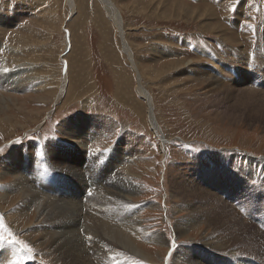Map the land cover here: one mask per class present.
<instances>
[{"label":"rangeland","instance_id":"1","mask_svg":"<svg viewBox=\"0 0 264 264\" xmlns=\"http://www.w3.org/2000/svg\"><path fill=\"white\" fill-rule=\"evenodd\" d=\"M77 1L81 4L83 10L79 7V9H76V13H73L68 0H0V22L6 21L5 24L7 23L10 34L12 32L27 31L26 27L31 28L29 21H38L44 23L42 26H46L41 31L37 30L36 27L37 35L34 37L45 47L39 44L36 47L28 41L29 49H16L17 51H15L12 49L13 44L14 46L16 44L13 37L8 35L3 39L0 38V69L2 66L11 81L16 79L22 87L20 90H16L17 92L15 89L0 90V95L5 97V108L0 109V233L3 234V239L6 240V242L3 240L4 255L8 252L4 256L5 261L9 262L19 258V251L16 249L18 246L22 250L24 249L22 242L17 244L13 242L15 240L23 241L27 249H31L33 252L36 250L34 249V242L33 244L19 233H15L11 222L15 225L16 221L9 220L6 217L8 213L16 216L13 211L20 196L18 193H12L8 199L2 197L4 194L2 187L5 188L8 184H12L14 180V176H12L14 167L26 169L22 176L29 182L31 181V185H35L48 198L51 197V199L62 204H79L80 202L87 205L94 194L93 201L99 202L98 189L111 192L110 190L113 187L117 188L114 186L116 182L113 177L110 179L103 175L99 176V183L94 178V172L98 173L105 170L103 165L109 163L117 168L115 172L112 171L115 175L116 172H120L122 178H128V182L133 181L135 186L138 185V191L130 194L128 200L130 206L128 204H118L116 206L111 202L112 204H107L109 205L108 212L103 210L101 214L104 218L109 215L112 220L114 213H118L116 215H119V217L112 220L111 223L117 224L122 231L120 219L127 216L125 212L128 211L126 213L130 216L139 213L136 219L141 222L142 229L147 232H138L132 227L131 232L125 233L123 230V234L128 235L130 241L137 245L146 254L145 256H151L150 258L154 261L140 258V256L134 254H125L123 249L115 247L116 252H114L120 254L123 259L115 260L116 262L112 264H119L120 261V264H227L230 262V259L226 256L218 257L212 251L200 250V247L204 246L201 243L202 240L206 235L209 236L212 231L211 228L207 230L204 224L196 226L188 234L177 237L175 229L182 222H185V220L180 219L189 213L187 211L190 207L188 203L195 201L194 196L187 198L175 193L174 186L176 183L173 185V177L177 174L174 170L177 171L178 169V179H184L183 181L189 182V184L194 182L197 188H201L200 192L216 195L215 197H219L221 201L227 202L230 207L232 206L233 210L239 209L243 199H251V207L248 205L245 207V209L251 210L248 214L250 219L246 223L247 226H251L253 236L258 237H255L256 240L254 238L255 243L253 245L257 248V252L263 254L261 257L263 260L261 262L260 258L252 256L248 252L242 253L236 247H233L230 251L235 248L237 255L234 254L232 255L234 257H230L235 258L236 262L239 261V264L245 262L264 264V122L257 119V122L252 123L249 118L245 117V120L234 121V123L230 119L224 120V118L215 115V108L213 107L215 105L212 103L214 99L207 93L206 85L208 83L203 79L194 78L192 73L187 72L186 75H182V72L180 73L177 68L164 73L157 80L150 75L143 77L147 90L153 98L152 101H154L158 134L154 133L146 119L147 104L145 101H140L134 89L132 91L134 95L132 101L138 104L140 107L138 112L143 114L145 119L140 117V114L136 115L131 112V109L126 108L127 104L125 105L116 100L117 87L111 70L124 72L125 76H128L131 83L136 87L135 71L131 68L128 56L122 49L118 29L107 16L100 0ZM185 1L193 4L188 5L187 11H189V14H181L175 18L173 15L170 16L171 14H163L159 9H153L154 5L150 9L151 11L148 8L147 10L141 8L134 10L133 4L135 3H133V0H115L121 11V19L127 25L125 27V38L129 44L131 43L130 45L134 49V57L139 64L144 66L142 68L144 71L148 70V67L159 68L162 64L176 62L181 58V53L185 54L182 61L188 62L190 59L197 61L200 56L202 63L205 64L206 60L204 58L214 51L217 53L214 55H220L223 52L224 55H239L244 56L246 59L253 56L255 52L252 50L253 47L260 53L264 52V0H217L218 2H224V4L225 2L235 4L234 7H230L228 10H223L220 5L217 6L212 0H208V2L206 0ZM139 4L143 7L142 3ZM17 5H25V8L20 9ZM4 7H7V12L3 10ZM17 7L20 9L19 11ZM190 7L194 8L196 13L198 12L197 14L201 12L202 15L192 14ZM227 11H229L228 17L223 16ZM14 12L23 15L21 20L19 19L20 21L16 22L12 17L15 15ZM100 12L104 13L105 21L108 22L107 25L100 21V17L104 19ZM210 14H212V17ZM165 16L166 18H164ZM220 16L223 17L220 18ZM226 19L230 20L227 21ZM231 19H234L239 25L236 29L246 40L244 43H238L237 47L240 46V49L227 50L218 41L220 37H226L227 34L231 35L226 32V27L232 30L230 26ZM51 27H54L55 31L51 32ZM216 29H219V31L216 32ZM23 35L27 36L26 33H23ZM69 38L73 40L70 50L67 49ZM105 38L109 40L108 44H106ZM245 43L249 44L244 45L246 48L243 46ZM227 44L231 45L230 42H227ZM253 44L255 45L253 46ZM175 45H180V48H176ZM6 46H10L8 48L9 52L6 51ZM231 46H234V44ZM109 47L112 48L110 49L111 55L107 50ZM200 48L206 49L203 51V55H200V53L202 54ZM12 50L18 56H26L25 53L31 52L35 59L42 60L17 62L9 54L13 52ZM160 50H165L164 52L167 53H173L172 51H174L176 55L167 61L159 60L156 53ZM112 55L114 56L112 57ZM28 62L31 65L55 63L58 70L57 68L53 70V75H55L53 77L59 83L64 82V79L67 82L68 70L72 74L70 68L74 69L79 82L76 85L75 97L68 98L67 102L64 99L66 95L68 96L69 87L59 97L62 84H59V89L57 88L59 92L56 90V94L54 93L50 97L51 99L47 97L49 93L44 91H48L46 89L49 88L46 85L49 84V81L44 80L41 76L45 72H38L35 67H30ZM207 63L212 64L209 61ZM226 63L231 65V61L227 60ZM110 67L113 69L110 70ZM236 67L241 68L239 65ZM40 68L43 69L42 65ZM80 69L82 72L79 71ZM210 69L214 70L213 68ZM185 70L187 69H184L183 72ZM231 71L225 70L224 72L221 70L219 74L214 76L216 78L221 77V79L225 76L229 77ZM227 79L225 78L224 81L227 82ZM183 85L184 87H182ZM69 117L85 119L80 120L79 123L86 121V118L113 120L116 127L109 132L108 137L94 133L92 129L87 127V133L96 135L100 141H95L96 143L93 142L94 144L86 147V157L80 158L81 160L74 163L71 161L74 156L70 155L73 152L76 153L75 146L78 144L74 142L72 147L71 143L66 142L69 139L59 131V124L63 122L64 118ZM130 134L135 137L133 138L135 139L133 141L134 152L126 150L128 136L129 138L133 137ZM162 135L167 137L164 142H161L159 137ZM85 141L88 142L86 139ZM49 142L55 146L50 145ZM27 150L30 151V154H25L26 156L22 157V154ZM78 151L79 153L84 152L81 149ZM88 151H91L89 155ZM96 154L100 158L95 161ZM194 154L198 156H194ZM139 156L143 158V161L139 162L137 160ZM64 158L70 159L68 163L72 162L69 163V166L73 172L66 171L69 166L66 167L61 163ZM206 159H210V162H203ZM232 161L235 164L245 162V166L240 168L230 167ZM151 163L152 165H150ZM212 163H214V168ZM31 165L34 166L31 167ZM76 169L80 170L81 179L78 176V171H74ZM81 170L83 171V181ZM130 175L133 177L131 178ZM257 175L258 177H256ZM93 201L92 203H94ZM181 205L182 209H179ZM127 206L131 209H128ZM238 209L234 212L244 218L246 214L241 213V210ZM188 221L190 222V220ZM74 222L75 220L71 223L75 224ZM77 228L79 231V227L75 225L74 230ZM238 233L239 241L242 243L243 237L248 236V231L242 229ZM151 235L159 236V240L164 244L161 245L160 241L157 240L150 239L151 241H149ZM143 236L145 237L143 238ZM145 239H148V242ZM84 241H86L85 238ZM253 245L250 244L252 247ZM13 246L17 251L16 254L12 251ZM84 248L87 253L88 248L85 246ZM27 249H24L26 257L30 258L27 259L26 264H33L34 258L31 251ZM187 253L188 255H186ZM9 254L11 256H8ZM39 257L46 264H61L54 261L53 256L48 257L46 252L39 253ZM256 259H258V262Z\"/></svg>","mask_w":264,"mask_h":264},{"label":"bare ground","instance_id":"2","mask_svg":"<svg viewBox=\"0 0 264 264\" xmlns=\"http://www.w3.org/2000/svg\"><path fill=\"white\" fill-rule=\"evenodd\" d=\"M68 1H69V7L72 8L73 13L76 11L77 8L79 9V7L81 10H83V7L81 6V4L77 0H68ZM100 1H101V4L104 6V9H105L107 16L115 24L116 29H118V32H119V35H120V38L122 41V49H123L124 53L127 54V56H128V60L130 61V65L132 66L131 68L134 69V71H135V78H136L135 85H136V87H134V85L131 83L130 78L128 76H125L124 72L119 71L120 72L119 73L115 69H114L115 71L111 70L113 68L110 67L112 75L114 76L115 85L117 87L116 88V91H117V99L116 100L124 103L125 105L127 104L126 106L124 104H122V105L125 106L126 108L131 109V112L135 113L136 115L140 114V117H143V114L138 112V110L140 108L138 106V104H135L132 101V98L134 97L132 91L134 89L136 94L139 96L140 101H145L147 104L146 107H148V112L146 111L147 112L146 113V117H147L146 119L148 120V122L152 128V131H154V133L158 132V123L156 121L157 119H156L155 114H154L155 113L154 101H152L153 98H151V95L149 94V91L147 90V86L145 85V83L143 81V77L145 75H150V76H153V78H155L157 80L164 73H166L172 69H177V68H178V71H180V73L182 72L181 73L182 75H184V74L186 75L187 72L190 74L192 73L194 75V78L203 79L208 83L206 85L207 90H208L207 93L210 95V97L212 96V98L214 99L212 103H214V105H215V106H213L215 108L214 109L215 115L224 118V120L230 119L233 122L245 120V117L249 118L252 123L257 122V119H260L262 122H264V83H263V81H264V52L260 53L255 47H253L256 43L253 44V46H252L253 47L252 50H254L255 52H254L253 56H249V59H246L244 56H239V55H237V56L231 55V54L230 55H224L223 52H222L223 55L220 54L221 56L220 55H214L217 53H215L216 51L213 50L214 52L213 53L210 52L209 54H207L206 58L203 57L206 60L204 62L205 64H203L202 63L203 61L200 58V56L198 57L197 61H194L193 59H190L188 62L182 61V58H184L185 54L183 55L181 53V58L178 59V61H176V62L162 64L159 68L148 67V70L144 71V69H142L144 66H142V64H139V62H137L135 57H134V53H133L134 49L130 45L131 43L129 44V42H127V40L125 38V27L127 25L121 19V13H120L121 11L119 9V6L116 4L115 0H100ZM133 1H134L133 3H135V4H133L135 7L134 10H137L140 8L146 9V10L148 8L150 10L151 7L154 5L153 9H156V10L159 9L161 12H163V14L164 13L165 14H171L170 16L173 15V17H175V18H177L181 14L188 15L189 11H187V10H188L189 6L193 5L192 3L186 2L185 0H173V1H170V0H155V1L133 0ZM190 1H193V0H190ZM206 1L208 2V0H206ZM196 2H197V0H196ZM212 2L216 3L217 6L220 5L223 10H228L230 7L235 6V4H232V3L229 4L227 2H225V4H224V2H220V1L218 2L217 0H212ZM139 3H142L143 7H141V4H139ZM58 4H59V2H58ZM17 6L20 7V9L25 8V5L24 6L23 5H21V6L17 5ZM18 7H17V9L19 11L20 9ZM6 8L7 7H4L3 10L7 12ZM190 8H191L190 10L192 11V14L198 13V12L196 13V10L194 8H192V7H190ZM240 9H241V7H240ZM183 11H185V12L182 13ZM78 13H80V12H78ZM100 13H101V16L104 17V19H102L100 17V21H102L103 23H105L107 25L108 22L105 21L106 17L104 15V13L103 12H100ZM198 15H202L201 12H200V14H197V16ZM204 15H206V14L204 13ZM211 15L212 14H210V16ZM228 15H229V11L225 12L223 16L228 17ZM214 16L217 18L216 14H214ZM223 16H220V18ZM12 17L17 22L19 19L21 20L23 15L22 14L19 15L18 13H15V15H13ZM160 18H162V17H160ZM164 18H166V16ZM229 20H227V21H229ZM5 22H4V20L2 22H0V38L3 39V38H5V36H8V35L13 37L14 41H16V44H15V46L13 44L12 49H14L15 51H17L16 49H22V50L29 49L30 46L27 45L28 41L32 42L36 47L38 46V44L43 45V44H41V42H39V40L34 39V37H35V35H37L36 27H37V30L41 31L42 29H44L46 27L45 25L42 26L44 23H40L38 21H29L28 23H30L29 25H31V28L26 27L27 31H23L21 33L20 32L19 33H13L12 32V34H10L9 30L7 29L9 27H8V25H6L7 23L5 24ZM230 26L232 27V30H230L229 27H226V25H225L226 32L231 34V35L227 34L226 37H220L218 39L219 44H223V46L227 50L240 49L239 48L240 46L237 47L238 43H244L246 40L244 39V36H242L240 34V32L237 31L236 28H238L239 25L234 21V19H231ZM53 30H54V27H51V32H53ZM215 31L217 32V31H219V29H216ZM51 32H49V34H51ZM23 33H26L27 36L23 35ZM234 36H235V39H234ZM13 39H12V41H13ZM80 40L82 41V39H80ZM105 40H106V44H108L109 40L107 38H105ZM260 41H261V38H260ZM72 42H73V40L71 38H69V44L67 43L68 44L67 45L68 50L71 49ZM227 42H230L231 45L234 44V46L228 45ZM186 44H187V42H186ZM189 44H190V42L188 43V45ZM244 45H249V44L245 43V44H243V46ZM69 46H70V48H69ZM179 46L175 45L176 48H180ZM205 46H204V48H205ZM9 47L10 46L5 47V48H7L6 51H8V52H9V50H8ZM110 49H112V48L111 47L107 48L109 54H110ZM201 49L202 48H200V50ZM203 49L201 50L202 54L200 53V55H203V51L206 50V49L205 50H203ZM263 49H264V47H263ZM14 50H12L13 52L12 53L10 52L9 54H11L12 56L11 55L10 56L12 58L14 57L13 59H15L17 62L23 63L24 60H27V61L31 60L32 62L42 60V59H38V58L35 59V57L33 56V53H31V52L25 53L26 56H23V55L18 56L17 54H15L16 52ZM164 51L160 50L159 52L157 51V53L155 52L156 55L159 56V60L167 61L168 59H170V58L172 59L176 55L175 54L176 52H174V51H172L173 53H167ZM19 52H21V51H19ZM243 55H244V53H243ZM29 56H31V57H29ZM113 56L114 55H112V57ZM227 60L231 61V65H228L226 63ZM207 61L212 62V64L207 63ZM66 62H68V61H66ZM161 62H163V61H161ZM46 64L47 63L41 64L44 70L42 68H40V66H41L40 64H34V65L30 64L29 66L35 67V69L38 72H40V71L45 72V73H42L41 76L43 77L44 80L49 81V84L46 85V87H48L49 89H46L48 91H44L46 93H49V95H47V97H49V98L52 97V95L55 93V91L59 87V84H62L59 97H61L63 95V92L67 91L68 90L67 88L69 87L68 96L66 95L64 98L67 102L68 101L67 99L68 98L71 99L72 96H74L76 94V91H77L76 85H78L79 82L77 81V78H76V72L74 71V69L70 68V70L72 71V74L68 70L67 74H69V75L67 76L68 77L67 82H66V79H64V82L59 83L58 81H55L56 78L53 77V76H55V75H53V70H55L56 68L58 70L57 65L55 66V63H49L47 65ZM237 65H239L241 68L239 69L238 67H236ZM210 68H213L214 70L212 71V69H210ZM184 69H187V70H185V72H183ZM221 70H223L224 72H225V70L226 71L232 70V71H231L229 77L225 76L222 79H221V77L216 78L214 75L219 74V72H221ZM79 71H81V69ZM5 72H6V70H4V68H2V66H1V69H0V90H2V91L3 90H10V89H15V91L20 90L22 87L20 86L21 84L20 85L18 84L19 81H17L16 79H14V81H11V78H9L7 72H6V74H5ZM35 76L37 77L38 75H35ZM147 77H149V76H147ZM225 78H228L227 82L224 81ZM261 80H263V81H261ZM182 87H184V85ZM4 98L5 97L3 95H0V105H1L0 109L5 108ZM144 111H145V108H144ZM86 119H87L86 121L79 123L80 120H85V119L84 118L79 119L78 117H72V118L69 117L66 119L64 118L63 122L59 124V131L62 134H64L67 137V139H69V141H66V142L71 143L72 147H73L74 142H77V144H78L77 146H75L76 153L73 152L70 155V156H74L71 158V161H73L74 163L81 160L82 158L86 157V151H85L86 147H89L90 145L100 141V139L97 138L96 135H93V134L89 135V133H87V130H86L87 127L89 129H92L94 131V133L103 134L104 136H107V137L109 136V132L114 127H116V124L113 120L107 121L103 118H95V119L94 118H86ZM150 126H148V127H150ZM82 131H84V132H82ZM93 131H92V133H93ZM127 134H129V133H127ZM131 135L132 134H130V136ZM99 137H100V135H99ZM159 137H160L161 142H164L167 139V137H165L164 135L159 136ZM133 138H135V137L133 136L132 138H129V136H128V140L126 141V150L127 151H133L134 152V150H135L134 149L135 146L133 145V141L135 139H133ZM85 139L88 140V142H86ZM139 142H140V140H139ZM137 143H138V140H137ZM51 144L52 143H50V145ZM53 146H55V145H53ZM121 146H124V145H121ZM140 147H141V145H140ZM80 149L83 150L84 152L79 153L78 150H80ZM138 151H140V150H138ZM29 152H30L29 150L24 152L22 154V157L26 156L25 154H28ZM90 153H91V151H88V155ZM135 155H136V152H135ZM105 156H107V155H105ZM194 156H198V155L194 154ZM63 157H64V155H63ZM111 157L113 158L114 156H111ZM97 158L99 159L100 156L98 157L96 154L94 157V160L96 161ZM107 159L109 161V156ZM68 160L70 161V159L64 158V160L61 163L63 165H66V167H68L70 165L69 163H72V162L68 163ZM137 160L139 162H141V161H143V158H140V156H139ZM29 162H30V160H29ZM203 162L208 163V162H210V159H208V160L206 159V161H203ZM174 163L176 164V162H174ZM244 163L241 162L240 164H235V162L232 161V164H230L229 166L235 167V168H240V167L245 166ZM150 165H152V163ZM32 166H34V165H31V167ZM212 166L214 168V163H212ZM141 167H143V166H141ZM69 168H66L67 169L66 171H72L70 166H69ZM103 168H105V170L98 172V173L96 172L97 174L94 172V175H95L94 178H95L96 182L99 183V181H100L99 176H102V175L106 176L107 178H110V179H111V177H113V180L116 182V184L114 183V186H116L117 188L115 189V187H113L110 190L111 192H109L108 190H104V189H100V190L98 189L97 197L99 199V202L96 203V201H93V198L95 196V194H94L92 199L88 203L86 202L87 205H83L80 202H79V204H66V203L62 204L58 201L51 199V197L48 198V196L42 194L35 187V185H31V183H30L31 181L29 182L27 179L24 178V176H22L23 175L22 173L25 172L26 169H24V168L22 169L20 167L19 168H17V167L13 168L14 172H12V174H13L12 176H14V180H13L12 184H8L9 186L7 185L8 187L7 186L5 188L2 187V190L4 191V194L2 195V197L8 199L10 197L9 195L12 193H18L20 196H19V199L17 200L18 203L15 207V210L13 211L16 216H13V214L8 213V215H6V217L9 220H15L16 221L15 225L12 224V222H11V226L15 230V233H19L22 237L28 239L32 243L33 242L35 243V244L34 243L33 244H34V249H36V250L34 252L31 251V255L34 258L33 264H46L45 261L42 260L41 257H39V253H42V252H46L48 257L53 256L54 261L61 263V264H112V263L116 262L115 260H118V259L120 260V258H121V260L123 259L120 254L115 253L116 252L115 247H119V248L123 249L125 251V254L138 255V256H140V258H143L146 260L148 259L149 261H152V259L150 258L151 256L150 257L145 256L146 254L137 245H135L132 241H130L129 236L128 235L126 236L123 234V230L125 231V233L126 232L129 233V231L132 227H134L136 230H138V232H147L145 229H142L143 227H141V222L137 221V219H136L137 215L139 213L136 214L135 216H130L128 213H126L128 211L125 212V214L127 216H123L120 219V223H121L120 227L122 225V229H123L122 231H121V229H119V226L117 224H115L114 222H113L114 224L111 223L112 220L119 217V215H116L118 213H114L112 220H111L109 215H107V216L105 215L106 216L105 218L102 216L101 212L103 210H105V212L106 211L108 212V207H109L111 202H113L116 206L118 204H128V206H130L129 205L130 202L128 203V200L130 198V194L134 193L135 191H138V189H137L138 185L135 186L133 181L128 182V180H127L128 178L127 179L122 178L120 176V174H121L120 172H116L117 173L116 175L112 172V171L115 172L117 170V168H115L114 166H111L109 163H106L103 165ZM207 169L209 170L210 168L208 167ZM29 171H30V169H29ZM74 171L77 172L78 169H76ZM177 171L179 172V169ZM177 171L174 170V172L177 174L174 173L175 176L173 177V179H174L173 185L176 183L174 186L175 193L178 195H182L184 197H187V198H191L193 196H194L193 198H195V201L188 203V205L190 207H189V210H187V211L189 213L187 215H184V217L182 219H180V220H185V222L184 223L182 222L175 229L177 237L184 235V234H188L196 226H200V224H204L207 227V230L211 228L212 231L210 232L209 236L206 235L204 237V239L202 240L201 243H203L204 246H201L200 250L204 249L206 251H210V252L212 251L213 254L215 256H218V257H224V256L228 257L230 259L231 263L229 262L227 264H239L238 259H237L238 262H236L235 258L230 257V256L237 253L235 251V248H234V250L230 251V249H233V247L238 248V250L242 253L248 252V253H250V255L255 256L257 258H260V261L263 260V259H261L263 254L260 252H257V248L253 245L255 243L254 238L256 236L255 237L253 236L251 226H247V223H246V221H248L250 219V215H248V214L251 212V210L249 211V210H247L248 208L245 209V207H246V205L251 207V199H248V198L243 199L242 204L239 205V209L237 208L238 210H241V213L243 212L246 214V216H244V218L243 217L241 218L240 216H238V214H236L234 212L237 209L234 208L235 210H233L231 208L232 206L230 207L229 205H227V202L224 203V201H221L219 199V197H215L216 195L213 196V194H210V193L208 194V193L200 192L201 188H197V186H195L194 182H191L190 184H189V182H187L188 183L187 184L186 182L183 181L184 179L183 180L178 179L177 177L179 176V173ZM251 171L254 172L253 170H251ZM8 172H10V171H8ZM8 172H6V173H8ZM110 172H112V174H110ZM63 174L65 175L64 172H63ZM67 174H70V173H67ZM174 174H172V175H174ZM78 176L81 179L80 170L78 171ZM259 176H261V175H259ZM132 177L133 176H131V178ZM256 177H258V175ZM82 181H83V171H82ZM263 181H264V179H263ZM260 183H261V181H260ZM262 185H263V183H262ZM107 187H108V185H107ZM203 191H205V190H203ZM92 201L94 203H92ZM190 203H192V204H190ZM107 204H109V205H107ZM182 205H184V204H182ZM182 205L179 206V209H182ZM226 205H227V207H226ZM2 206H3V204H2ZM128 206H127V208L131 209ZM135 206H137V205H135ZM106 208H107V210H106ZM223 208L225 209V212H224ZM132 209H133V207H132ZM221 209H223V211H221ZM118 211L121 212L120 210H118ZM118 211H116V212H118ZM6 213H7V211H6ZM209 215H210V217H209ZM74 220H75V222H74L75 224H72L71 222ZM188 220H190V222ZM70 223H71V225H70ZM192 223H194V224H192ZM75 225H77L79 227V231L82 230L84 232L80 231V233H79L78 228L74 230ZM242 229H246L248 231V233H247L248 236H246V237L242 236L243 239H242V243H241L239 241L240 237L238 236L239 235L238 232L242 231ZM254 230H255V228H254ZM260 233H262V232H260ZM147 235H149V234H147ZM242 235H243V233H242ZM144 237L145 236H143V238ZM84 238L86 239V241H84ZM162 238H164V237H162ZM256 238H258V237H256ZM256 238H255V240H256ZM150 239L160 241L159 240L160 237L157 235L149 236V241H151ZM3 240H5V239H3V234L0 233V264H11L12 260L9 262H6L5 261L6 259H4L5 258L4 256L7 255L8 252L4 255V250H3V242L4 241ZM135 240H133V241H135ZM147 240H146V242H148ZM5 242H6V240H5ZM21 242H22L21 244L24 247V249H27V247L25 246V243L23 241H21ZM160 243H161V245L164 244L162 241H160ZM250 244L253 245V247L250 246ZM84 246L88 248L87 253L85 251ZM12 249H13L12 251H14L13 253H15V252L17 253L16 249L19 251V258L26 257L25 250L24 249L22 250L20 248V246H18L16 249L13 246ZM27 250H29V249H27ZM233 251H235V252H233ZM186 255H188V253ZM8 256H11V255L9 254ZM232 257H234V256H232ZM6 258H8V257H6ZM10 259H11V257H10ZM7 260H9V258ZM257 260L258 259H256V261ZM120 262H119V264H120ZM152 262H154V261H152ZM47 264H50V263H47ZM244 264H251V263L245 262ZM258 264H259V262H258Z\"/></svg>","mask_w":264,"mask_h":264},{"label":"snow or ice","instance_id":"3","mask_svg":"<svg viewBox=\"0 0 264 264\" xmlns=\"http://www.w3.org/2000/svg\"><path fill=\"white\" fill-rule=\"evenodd\" d=\"M6 230V229H5ZM14 243H21V241H18V240H15L13 241ZM29 251H31V249H29ZM30 257H24V258H18V259H15L13 261H11V264H26V261L27 259H29Z\"/></svg>","mask_w":264,"mask_h":264}]
</instances>
